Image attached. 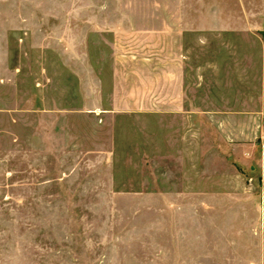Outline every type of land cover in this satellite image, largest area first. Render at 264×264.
Listing matches in <instances>:
<instances>
[{
  "label": "crops",
  "instance_id": "0c3cea01",
  "mask_svg": "<svg viewBox=\"0 0 264 264\" xmlns=\"http://www.w3.org/2000/svg\"><path fill=\"white\" fill-rule=\"evenodd\" d=\"M95 6L30 46L0 42V113L14 119L21 174L55 182L75 161L78 183L115 184L134 167L160 198L247 200L257 213L264 0Z\"/></svg>",
  "mask_w": 264,
  "mask_h": 264
},
{
  "label": "rangeland",
  "instance_id": "374dc122",
  "mask_svg": "<svg viewBox=\"0 0 264 264\" xmlns=\"http://www.w3.org/2000/svg\"><path fill=\"white\" fill-rule=\"evenodd\" d=\"M97 2L106 0H0V42L30 46ZM13 129L0 113V264H264L262 197L257 213L247 200L160 198L134 167L129 176L118 167L115 184L78 183L75 161L48 183L52 175L21 174Z\"/></svg>",
  "mask_w": 264,
  "mask_h": 264
},
{
  "label": "built area",
  "instance_id": "2783aa9c",
  "mask_svg": "<svg viewBox=\"0 0 264 264\" xmlns=\"http://www.w3.org/2000/svg\"><path fill=\"white\" fill-rule=\"evenodd\" d=\"M260 141H261L262 150H264V133L261 135Z\"/></svg>",
  "mask_w": 264,
  "mask_h": 264
}]
</instances>
